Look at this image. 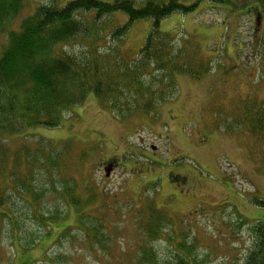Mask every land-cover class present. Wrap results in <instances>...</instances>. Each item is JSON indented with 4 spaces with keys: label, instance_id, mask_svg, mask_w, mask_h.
<instances>
[{
    "label": "rangeland",
    "instance_id": "rangeland-1",
    "mask_svg": "<svg viewBox=\"0 0 264 264\" xmlns=\"http://www.w3.org/2000/svg\"><path fill=\"white\" fill-rule=\"evenodd\" d=\"M46 1L26 0L22 15ZM153 24L135 21L128 46L143 47ZM160 29L197 40L213 55L212 70L200 79L179 74L177 96L155 114L119 121L91 93L61 126L27 128L13 137L12 150L40 139L61 150L71 141L61 174L75 179L87 212L67 208V221L43 237L47 228L17 196L9 215L18 226L0 221V264H145L140 219L146 221L149 200L172 220L160 223L158 238L145 240L162 263L175 264L184 238L194 264H246L258 238L253 226L264 216L255 201L264 200V136L253 124L264 113V0H200L195 10L162 19ZM8 34L9 28L0 33V56ZM51 199L53 193L43 198L42 212L51 210ZM91 218L103 224L100 244L79 229Z\"/></svg>",
    "mask_w": 264,
    "mask_h": 264
},
{
    "label": "trees",
    "instance_id": "trees-1",
    "mask_svg": "<svg viewBox=\"0 0 264 264\" xmlns=\"http://www.w3.org/2000/svg\"><path fill=\"white\" fill-rule=\"evenodd\" d=\"M199 3L47 0L22 15L26 0H0V33L9 28L0 56V221H8L12 228L18 226L17 217L9 215L17 196L47 228L43 237L67 221L63 217L67 208L87 212L75 179L61 174L65 169L61 164L63 151L74 148L71 141L63 142L61 150L53 149L60 144L48 139L51 143L40 139L37 146L24 144L12 150L10 140L27 128L61 126L65 114L85 104L91 93L119 121L155 114L160 104L177 96L179 74L200 79L212 70L213 55L201 50L197 40H178L179 33L160 29L162 19L178 11L191 12ZM19 18V28H11ZM146 18L154 24L143 47L135 51L128 46L129 31L135 21ZM253 124L264 136V113H259ZM33 147L36 152H32ZM85 157L81 150L79 158ZM22 164L24 171L19 172ZM52 193L50 201L55 204L49 212H42L43 198L47 200ZM93 195L96 193H90ZM255 201L264 206L263 199ZM145 209L146 221L140 219L144 223L139 247L143 262L164 264L145 240L158 238L160 223H171V217L154 200H149ZM91 219H83L79 229L100 244L103 224ZM253 227L258 241L246 264H264V216ZM191 245L184 238L180 241L175 264L195 263Z\"/></svg>",
    "mask_w": 264,
    "mask_h": 264
}]
</instances>
